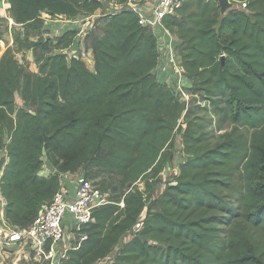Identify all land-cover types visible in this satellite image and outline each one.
I'll return each instance as SVG.
<instances>
[{
	"label": "trees",
	"instance_id": "obj_1",
	"mask_svg": "<svg viewBox=\"0 0 264 264\" xmlns=\"http://www.w3.org/2000/svg\"><path fill=\"white\" fill-rule=\"evenodd\" d=\"M7 1L8 16L24 31L17 48L0 56L6 221L29 225L61 174L93 166L119 176L125 190L94 210L78 231L87 237L78 236L59 264H97L138 220L140 228L107 264H264V0H234L246 8L224 17L215 0H182L161 18L180 41L189 89L199 95L190 107L157 80L158 37L137 12L103 16V32L90 45L93 69L64 52L77 36L69 29L57 39L60 52L30 73L15 54L41 44L43 12L91 15L102 1ZM178 132L185 160L155 197ZM43 155L55 167L47 176L39 174Z\"/></svg>",
	"mask_w": 264,
	"mask_h": 264
},
{
	"label": "built area",
	"instance_id": "obj_2",
	"mask_svg": "<svg viewBox=\"0 0 264 264\" xmlns=\"http://www.w3.org/2000/svg\"><path fill=\"white\" fill-rule=\"evenodd\" d=\"M180 1L182 0H157L153 6L152 12L157 21L156 26L161 32V35H158L159 41L162 38L160 36H165L169 40L176 38L163 28L160 21L165 14H173ZM237 8L245 9L246 1H237ZM123 9L125 8H119V10ZM8 20L10 24H14L11 18ZM138 21L146 26L149 25L148 23H154L140 16ZM156 26L153 25V31H156ZM176 39L178 41V38ZM159 50L161 51L160 45ZM171 50L172 53L161 52L158 70L155 72L156 77L160 83H165L179 100L186 102L191 82L184 73L181 57L177 52H173V47ZM68 55L78 57L75 51L72 54L68 52ZM66 178H68L67 174L60 175V186L57 191L49 200L42 203L34 220L25 227L10 225L6 221L4 214L6 201L0 192V249L3 251L0 264H59L66 251V249L59 250L57 247L64 235L66 216L73 217V228L78 234L82 225L94 220L93 212L96 208L114 203L110 192L93 179L84 175L73 176L74 184L66 185ZM119 205L123 206V201H120ZM140 226L141 222L138 220L127 233L134 234ZM78 236L80 239L87 237L85 234H78ZM121 245L122 243L119 247ZM6 252L9 255H6ZM107 261L103 259L97 264H106Z\"/></svg>",
	"mask_w": 264,
	"mask_h": 264
},
{
	"label": "rangeland",
	"instance_id": "obj_3",
	"mask_svg": "<svg viewBox=\"0 0 264 264\" xmlns=\"http://www.w3.org/2000/svg\"><path fill=\"white\" fill-rule=\"evenodd\" d=\"M104 2H109L111 0H103ZM181 2V1H180ZM9 3L7 0H0V14H4V7L5 5ZM110 7V6H109ZM116 6H112L110 9V12H113L117 10ZM109 14L108 12V5H106L103 10L101 11V14ZM99 14V13H98ZM111 14V13H110ZM9 13L8 10L5 9V16L0 17V56L3 54L5 49L7 47H12L14 49L17 48L16 43L14 42L15 38L17 36L23 35V27L16 24H10L9 20L7 21V17ZM97 16V15H96ZM43 17H45V23L44 27L40 33V36L43 38V41L40 45L34 46L31 48H22L21 50L17 51L15 54V58L19 60L20 63L25 64L26 70L30 73L37 72L38 71V62L46 55L48 54H54L60 52V49L57 48L58 43L57 39L59 36H61L65 31L69 29H75L77 30V36L74 41V43L67 49H65V53L68 55L74 53V51L78 54V57L83 58L86 65L90 68H94V61L92 59V51L90 49V45H92V39L94 36H99L103 32L102 30V23L105 20V17L99 15L98 18L93 17L94 20L92 25L91 22L88 20L85 21H78L75 20L74 17H65V16H56V17H50L48 14L43 12ZM83 20V19H82ZM223 32H230L229 28H224L222 30ZM31 40H37L38 35L34 31H31L30 34ZM162 37V36H160ZM178 44H174L172 40H169L167 38L162 37L160 38V47L162 50H166V52H171V48L173 47V52H177ZM171 45V48L166 49ZM164 47V48H163ZM166 47V48H165ZM89 48V50H88ZM73 50V51H72ZM63 51V50H62ZM71 51V52H70ZM93 62V64H92ZM189 97L187 101L185 102L187 107H190L194 101L199 100V95L196 93L195 86H193L191 89L187 91ZM16 101L18 104L21 103L20 97L16 94ZM182 121V120H181ZM227 126V125H226ZM185 128V124H182V129ZM182 132V130H181ZM174 154L169 162V167L165 171V173H162L159 176L158 182L159 187L162 191L167 187V185L174 183V177L176 174H178L179 169L178 166L185 160L184 154L181 152V141H180V133H176L174 137ZM4 152H1L2 154ZM44 164L41 167V171L45 174H49V170L45 167V155H43ZM69 174V173H65ZM78 175H84L85 177H88L90 179H93L98 184H100L103 188L108 190L110 192L111 198L113 200L119 199L122 197V194L125 190V186L120 183V177L113 174H108L105 172H100L97 167L93 166H86L84 168H80L78 171L73 173V176ZM140 188H143L142 182L138 183ZM155 192V196L162 191ZM147 207L150 210L155 209V206L152 202H149ZM133 236V233H127L122 236L121 243H124L125 241L129 240ZM119 244L115 245L113 251L105 258L108 260H111L114 257V254L116 253V248H118ZM121 247V246H120ZM119 247V248H120Z\"/></svg>",
	"mask_w": 264,
	"mask_h": 264
},
{
	"label": "crops",
	"instance_id": "obj_4",
	"mask_svg": "<svg viewBox=\"0 0 264 264\" xmlns=\"http://www.w3.org/2000/svg\"><path fill=\"white\" fill-rule=\"evenodd\" d=\"M101 1H102V7H100L98 10H96L94 14H91V15H76V16H74V19L75 20H78L80 22L85 21V20H88L89 22H91V25H92V23L94 21L92 19L93 17L98 18L99 15H101V16L107 15V14H103V13L101 14V11L103 10V8L106 5H108V12H109V14L110 13L111 14L112 13H115V11L110 12V9L112 8V6L115 5L116 8H118V10H116V12L119 11V8L120 7H124L125 9L133 10V11L137 12L140 17L145 18L148 22H154V23H148L149 24L148 25L149 27L152 28L153 25H155V26L157 25V21L155 20L154 15H153V12H152L153 6L155 5V3H156L157 0H128L127 2H123V3L122 2H118V0H111L109 2H104L103 0H101ZM9 6H10L9 3H7L5 5V7H4V14H3L4 16H5V9L8 10ZM3 15L0 14V17H3ZM8 18H10V17H7L6 18L7 21H8ZM104 24H105V21L101 25L103 26ZM158 29H159V27L156 26V31H154L155 34L157 35V37H158L159 34L161 35V32H159L160 30H158ZM162 37H164V36H162ZM172 41L174 42V44L180 43V41L179 40L177 41L176 38L172 39ZM159 42L160 41L158 39V43ZM169 48H171V45L169 47H167L166 49H169ZM90 49L92 51V48L91 47H90ZM88 50H89V48H88ZM161 52H166V51L165 50H162V48H161L160 54H161ZM92 55H93V52H92ZM92 59H93V56H92ZM92 64H93V62H92ZM157 66L154 68L153 72H156L158 70V67ZM169 162L166 164V166H165L164 170L161 172V174L162 173H165V171L169 167L168 166L169 165ZM39 174L40 175H43V176H47V174L43 173L41 170L39 171ZM0 175H1V173H0ZM67 176H68V178L65 179V184L66 185H73L74 184V179L72 178L73 177V173H69V174H67ZM157 189H158V191L161 190V188L159 187V182L157 183V185L155 187V192L157 191ZM155 192H154V194H155ZM159 194H160V192L155 197H157ZM73 226H74V219H73V217H71L70 215L66 216L64 235H63L62 240L59 242V244H57V247H59V250H61V249H68L69 247L75 245V243L77 241V238H78V234L74 231ZM5 254L6 255H9L8 252H6ZM2 256H3V251L0 249V260H1ZM107 262H106V264H107Z\"/></svg>",
	"mask_w": 264,
	"mask_h": 264
},
{
	"label": "water",
	"instance_id": "obj_5",
	"mask_svg": "<svg viewBox=\"0 0 264 264\" xmlns=\"http://www.w3.org/2000/svg\"><path fill=\"white\" fill-rule=\"evenodd\" d=\"M218 3L219 6V12L220 16L224 17L228 11L234 10L237 8V1L234 0H215ZM7 162V156L6 154L0 155V172H3L4 166ZM45 167L49 170L50 173L55 171V167L51 163L50 160H45Z\"/></svg>",
	"mask_w": 264,
	"mask_h": 264
},
{
	"label": "clouds",
	"instance_id": "obj_6",
	"mask_svg": "<svg viewBox=\"0 0 264 264\" xmlns=\"http://www.w3.org/2000/svg\"><path fill=\"white\" fill-rule=\"evenodd\" d=\"M1 173V172H0ZM2 174V173H1Z\"/></svg>",
	"mask_w": 264,
	"mask_h": 264
}]
</instances>
